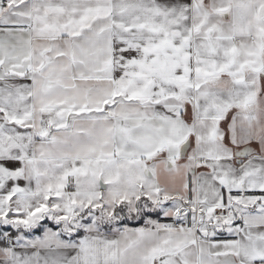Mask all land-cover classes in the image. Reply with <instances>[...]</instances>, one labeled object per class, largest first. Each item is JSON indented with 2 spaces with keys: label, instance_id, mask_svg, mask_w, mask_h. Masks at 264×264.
Returning a JSON list of instances; mask_svg holds the SVG:
<instances>
[{
  "label": "snow or ice",
  "instance_id": "6c2138e0",
  "mask_svg": "<svg viewBox=\"0 0 264 264\" xmlns=\"http://www.w3.org/2000/svg\"><path fill=\"white\" fill-rule=\"evenodd\" d=\"M0 264H264V0H0Z\"/></svg>",
  "mask_w": 264,
  "mask_h": 264
}]
</instances>
